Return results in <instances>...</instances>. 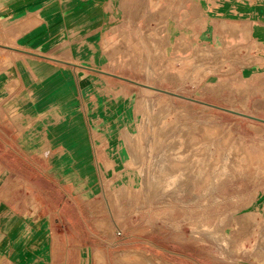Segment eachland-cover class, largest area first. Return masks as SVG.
I'll return each instance as SVG.
<instances>
[{
    "label": "rangeland",
    "instance_id": "rangeland-1",
    "mask_svg": "<svg viewBox=\"0 0 264 264\" xmlns=\"http://www.w3.org/2000/svg\"><path fill=\"white\" fill-rule=\"evenodd\" d=\"M182 1L131 0L102 45L81 51L90 91L75 112L89 118L99 171L76 200L83 219L62 217L61 228L91 231L74 248L56 239L65 264L136 263L128 252L152 264H264V42L246 12L264 18V0H205L244 22L204 23ZM19 240L0 238V264L49 256L36 237L14 253Z\"/></svg>",
    "mask_w": 264,
    "mask_h": 264
},
{
    "label": "crops",
    "instance_id": "crops-1",
    "mask_svg": "<svg viewBox=\"0 0 264 264\" xmlns=\"http://www.w3.org/2000/svg\"><path fill=\"white\" fill-rule=\"evenodd\" d=\"M183 1L187 16L196 4L198 22H208L210 16L242 20L235 6L218 7L212 15L205 0ZM130 2L0 0V238L20 239L13 246L16 254L36 237L37 248L50 251L47 257L38 256V262L65 264L56 259V239L65 250L90 236L88 229L61 228L69 225L62 219L65 215L83 219L76 200L93 187L99 171L89 118L75 112L85 100L84 90L90 91L78 79L85 69L81 51L95 42L102 45L97 35L117 27L119 17L132 8ZM212 3L214 8L218 0ZM246 12L251 14L252 37L263 43L264 18L254 20V11ZM25 117L36 118V127L25 125ZM8 191L6 198L3 193ZM31 219L41 224L38 229L27 228Z\"/></svg>",
    "mask_w": 264,
    "mask_h": 264
},
{
    "label": "bare ground",
    "instance_id": "bare-ground-1",
    "mask_svg": "<svg viewBox=\"0 0 264 264\" xmlns=\"http://www.w3.org/2000/svg\"><path fill=\"white\" fill-rule=\"evenodd\" d=\"M162 26H164V25H162ZM161 27V26H160ZM98 253H101V252H98ZM99 257V256H98ZM97 257V258H98ZM102 257V256H101ZM131 257H133L134 258V260H132L133 262H136V263H138V264H143V263H153V262H151L146 256H144L143 254H140V253H133V252H128V253H124V254H122V256H121V258L123 259V260H127L128 258H131ZM100 258V257H99ZM99 258H98V260H99ZM120 258V259H121ZM102 259V258H101ZM121 259V261L123 262V260ZM102 260H104V259H102ZM132 261H130V262H132ZM125 262V261H124ZM126 264L128 263V262H125ZM136 263H134V264H136ZM100 264H101V260H100ZM103 264V263H102ZM130 264H132V263H130Z\"/></svg>",
    "mask_w": 264,
    "mask_h": 264
}]
</instances>
